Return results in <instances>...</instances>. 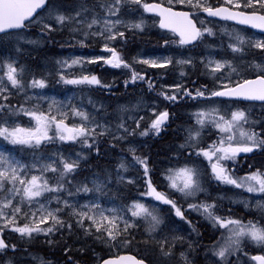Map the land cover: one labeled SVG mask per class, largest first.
Masks as SVG:
<instances>
[{"label": "rangeland", "instance_id": "rangeland-1", "mask_svg": "<svg viewBox=\"0 0 264 264\" xmlns=\"http://www.w3.org/2000/svg\"><path fill=\"white\" fill-rule=\"evenodd\" d=\"M148 1L149 0H140V3H135L134 0H122L121 3L116 4L115 0H109L103 7V12L98 11L96 16H88V14L92 12L89 10L90 8H85L82 11H70V7L67 9L65 8L66 12H62L61 15L66 17V15L69 14V16L66 17L67 19L64 21V23H62V26L66 25L67 21H70L68 20V17L76 16V24L79 27L84 26L79 31L80 33L83 32V34L81 33V38L74 36L71 40H64L65 43L72 45V50H61L58 54L54 53L51 55L50 52L44 48L46 43L42 44V41L35 43L37 38L40 40V37H42L43 32L40 31L46 28L45 25H49V29L52 28V25L47 24L48 22L45 21V19L46 15L50 17L54 16L55 14H50L46 12L47 10H45L39 17L36 18V20L28 24V28L33 26L38 29L39 32H35L27 28L28 30L22 33H12L9 43H13L15 47L22 49V54H11L12 52H6L5 49L0 51V65H7L9 63L13 64V66L18 70V79L21 82V87L13 88L10 82L7 81L6 76H4L7 68L4 67L2 70H0V76L3 77V84L7 88L6 91L0 92V99L4 101L5 96L7 98L13 96L14 98H19L25 102L19 107L22 110L36 111L38 113L43 112L45 114L54 115L57 118H62L63 114L66 116L65 121L67 123H72L73 127L86 125L89 129L95 130L93 135L87 137L88 141L95 140L99 136H106L107 133V136L114 135L113 137L118 139V141H122L125 151L121 154L124 162L123 170L122 168L120 169L122 173L119 171V173L116 175L118 181L113 183L112 189L117 191L123 187V184H125L124 188L126 189L128 184H134L137 186L139 191L137 196L130 198L128 201H123L118 195H110L109 192H107L106 182L100 175L90 174L87 176V179L82 182V189L87 187L90 189L88 192L76 190L78 192L76 193V191H74L75 194L70 192L71 195L69 192L68 194H63L61 190L59 192H45L41 197L36 198L31 204H29L27 201L21 203V197L16 196L13 199V204L20 207L24 205L26 211L23 213L27 214L25 216L22 213L20 216H18L16 219V225L23 226L25 223L31 225L34 220H38L40 213L37 212V209H39L40 204H44L47 210L55 211L57 208H63L62 211L57 213L58 218L62 222V227L61 224H57L53 227V222L49 220L47 224H43L41 227H53V231L51 233L47 235H45L43 232L33 233L30 237L22 236L20 233L12 231L11 226L4 228L2 231H0V237L3 240H8V242L6 244V249H0V264H67L66 262H71L73 259L69 258L68 253L71 252L72 249L77 250V242H73L68 247L65 246L61 250L62 254L59 255L60 257L58 260L57 257L54 256L57 255V251L53 252L54 255H51L52 250H48L44 257L40 255V259L44 260L42 262H36L37 260L32 258L34 256L32 253H29L27 246H16V243L31 245L32 242H40V248H42L43 245L48 247L54 245L53 247H55L56 244H54V241H56L57 238L59 239L62 237L64 231L68 229V226H70V228L79 229L86 235H89L90 232L95 233L99 236L98 238L95 237L97 238L96 243L98 245L100 243V237H103L108 243L109 255L116 254L118 256L119 253L122 252H131L123 249L124 247L122 244L127 245L126 241L128 242V238L130 237L135 239L138 231L137 229H141V232L143 230L145 236L148 237L147 243H149L152 248L154 246L156 250L171 256L169 257L171 259V264H200V259L203 264H256V262L252 259V254L260 253V255L264 256V245L257 244L250 238L245 237L241 240L238 248L233 245L232 249L226 252L225 257L220 258L215 253L219 252L220 248L225 245L227 237L230 235L227 229L220 227H216L215 230L208 232L209 235L214 239L208 242L207 246L203 245V247L200 248V245H198L195 238L196 235H199V231L189 220V216L194 217L197 215V217L202 216L205 218L207 217V214L203 213L202 209H193L190 207V205L199 206L201 204H210L211 197L208 198L206 196L211 195L206 194L204 197H202V190H200L197 191L195 195L186 197L182 193L170 188L169 181L165 179V177L169 174L170 169L175 172L180 168L190 167L196 169L197 179L199 180V186L201 187V182L203 180L200 178V172L202 169H204V171L207 172L208 179H211L213 187L216 188L213 197H217L218 199L222 200H231L243 207L251 206L256 208L257 205H259V207L260 204L264 205V193H251L246 190V187L238 188L233 184H228L217 180L215 175L211 174V164L212 162H217L216 158L213 157V160L209 161L203 155L197 154L201 149L208 150L214 144L219 146L221 137L226 135L222 134L218 128L215 127L214 123H212V119L216 118L217 115H223L225 118L230 119L231 113L237 110L244 111L246 114V122H241L242 129L248 133L255 132L257 134L258 140H264V105H260V107L256 104L235 105L234 103L232 105V102H229L228 100L209 96L211 95L212 91L219 90L222 84L232 85L241 79L253 76L250 73H255L254 75L259 73L264 74L261 71L264 69V56L259 58L260 51H263L264 55V48L255 46L258 43H264V34L261 35L254 32H249L243 27L233 25L231 23L223 24L217 21L209 20L202 14V8L190 6L187 3V0H184L183 3L180 2V0H159V2L171 5H176V3H178L179 6L193 11L194 17L197 19L202 28V35L200 41L195 46L187 48L180 43L177 37H172V34L170 35V33L159 29L157 26V18L152 15H148L144 9V5ZM213 1H218L220 4H226L232 7H234L235 3H240V9L252 11L257 10L264 13V9L260 8L258 4L255 8L244 7L243 5L246 3V0H233V4H228L226 0H203V3L207 6L213 7ZM110 9L115 14H110ZM78 13L79 15H77ZM93 19H97L98 23L89 28L88 25ZM105 21H111L115 24L112 32H104L103 35L94 34L103 32ZM135 24H140L141 27L135 28ZM59 30L60 28H56V32ZM129 30L134 32H132V36L133 34L135 37H137L136 35H139V37L145 36V38L148 40L147 44L143 45L141 48H138L136 45H134V47L137 48L135 49V55H131V60L136 64L142 65V68L146 71L153 68L157 70V78L155 79L158 80V82L156 85H152V88H149V83L152 78L150 76H148L150 78L149 80L140 75L143 77V79H137L135 82H133V71L131 72L132 65L130 63H126V61H124L122 58L120 52V49H123V46L120 44L122 36H120L119 33H123L124 35V33ZM216 32L219 33L217 34ZM86 34H90L88 38L92 36L90 41L88 40ZM112 34L116 35V39H107V37ZM238 37L242 38L244 42L241 43L240 40L237 39ZM59 42L62 43L63 41L60 40ZM97 42L99 44L95 46V43ZM106 45L107 47L114 49L120 56L121 60L128 64L129 67H124L123 65L121 67L107 66L105 60L111 56V52L105 50ZM245 45H249L250 48L246 49L244 47ZM232 46L237 47L240 50L233 51ZM248 53L257 55L248 57L250 58V60H247L249 65H246L244 69L238 68L247 64L245 59H247L246 55ZM57 59L61 61L57 65L50 62ZM74 60L78 61V63L73 64L72 62ZM143 60H155L158 63H165V61L170 62L167 63L165 67H151L148 64L142 63L141 61ZM31 61H34L31 65V69L35 68L37 71L32 70L24 74L23 72L27 70L24 64ZM180 61H185V63H180ZM216 62L225 63L226 66L220 72L212 73L211 69L215 66ZM228 65H231V67H228ZM95 68H98V71ZM233 69H235V71H233ZM40 70H43L42 76L34 78V74ZM204 70L205 73L207 72V76L205 75L204 77L210 78V86H207L206 83H201L195 87L193 84L187 82L191 73ZM129 71V76L123 81V90L120 92L121 94L118 93L114 96V101L119 99L122 100L124 97L129 99V94L133 95L134 92L136 93L138 89L137 86H141L142 84L148 85L145 86L147 89V100L145 101L146 103L144 102L146 105L142 104L141 107L137 108L138 110H135L134 108L133 112H126L127 115L132 114V116H130V120H126L124 127L116 130L111 124V120L107 118V115L105 114L106 111L110 109L113 111L115 110L110 107L108 110L104 111L109 103H106L108 98L103 96V94H100L99 96L97 103L98 105L94 106V109H89L91 115L94 114L91 116V119L84 122L80 120L82 119L80 116L73 114V109L79 112H83L84 109H87V105L83 102L84 97H82L81 94L82 89L85 90L86 87L95 88L97 86H103L104 84L100 79L101 75L103 78L108 79V83H111L115 79H119V76L126 75ZM172 71H174L173 73H175V76L173 80L170 81L168 80L169 78L167 74ZM30 72L32 74H30ZM136 73L138 72L136 71ZM28 75L29 77L25 83L24 80ZM85 75L96 76L100 81V84H67L64 82V79H80ZM62 76L64 79H61ZM69 76L71 78H68ZM51 77L55 78L54 82H50ZM40 79L43 81L44 87H33V81ZM198 90L205 91V96L196 97L195 94ZM88 91L91 92V90ZM186 92L191 93V95H186ZM161 93H164L167 96L175 95L176 99H166L165 95H161ZM151 95L152 97H150ZM86 97L92 101L94 99L88 95H86ZM134 99L135 95L132 96V98L130 96L131 101ZM176 109L178 114L185 116L184 119L188 121V131L186 132L185 136H181L179 134L180 141L183 142L187 138L189 141L190 131L194 132L198 130L202 132L199 133L198 136L200 140L199 142H203L205 144L198 145L196 143V146L199 148L196 154L201 158L199 160L200 164L202 165L200 166L198 164L196 166L191 162H187L185 159L181 160V157L179 158V156H182L183 158L184 156H193V158L196 156L191 155L193 152L191 149L185 148L186 145L181 144V146H178L176 143H171L165 148L167 150V156L165 158H168L170 163H164L165 174L161 177L158 176V183L154 184L151 181L152 176L150 175V172H147L145 177V168L139 164L137 160H135L134 155L135 153L142 151L143 148L148 145V141L151 140V137L157 138L159 136L160 132L157 134L155 130L150 129L151 122L156 118V116L164 111H168L170 114L168 117V123L166 125H162L160 130L162 134L166 133L168 131V124L177 119L175 116L178 114L173 112ZM213 109H216L217 113H214L213 117L207 118L204 126L201 127V125L197 123L196 114L199 112L208 113ZM27 116L32 118L29 115ZM142 117L143 119H141ZM137 122H139V127L137 126ZM0 126H6L10 128L19 126L25 129H30L36 127V121L33 119L31 122L26 124L17 117H13L11 120H4L2 123H0ZM145 130H149V134L141 135V133ZM48 135L52 137V139L49 140L52 144L59 145V138L56 134L54 124L50 127ZM235 137L236 139L233 141V146H244L246 144H250L246 138H243L239 135V131L235 132ZM82 141L83 138H78L76 141L69 142L70 145L68 148H71L69 151H65L64 155L57 153L55 154L52 151L42 153L38 156L41 160H39L37 164L32 163L31 158L25 157L24 153H20L18 151V149L21 148L19 146L22 145H13L3 137H0V151L4 152V154L9 156L10 159L19 162L20 165H24L26 176L28 179H30L32 175H41V172L37 170V166L52 164L55 161V164L58 166V168L62 167V164H60L61 158L68 162H75L78 166L82 161L84 154L87 152L85 148L80 146ZM43 142L45 141H42V143ZM193 142H196V140ZM258 153L259 154L257 155L259 158L263 157L264 147L260 146ZM237 158L221 160L219 161V164L225 168L226 173L229 176L240 180L241 178L251 175L249 174V171L245 172V174H239L235 171H232L233 166L226 165H229V163H235ZM259 172L264 173V163L261 164ZM44 177L49 180L50 185L55 186L56 183H51L50 176ZM143 177H145L144 180H142ZM149 181H151L153 187L158 192L164 193L168 199V194L171 193L173 195L180 196L182 200H186L184 202L188 205L186 209L190 211V214H188L189 216L185 214H183V218L177 216L176 208H173L171 204H165L159 200H156L154 196L148 195ZM98 185L99 190H97ZM9 187H11V185L5 184V190L3 193L5 196L8 195L6 190ZM65 202H67V207L65 206ZM136 202L144 204L149 208V210H154V214L161 219L162 223L159 224L154 231L148 230L149 222L151 220L150 217L144 218L131 216L129 208L133 203ZM86 205L88 207H85ZM93 205L98 207L93 208ZM89 208H92V211L89 214L95 215L97 217L98 223H101L99 213L103 212L104 215L109 216V218H111L113 215H117L118 217L127 219L133 224V227L129 228L127 232H124L123 220L118 219L116 224L117 228L121 230V235L118 236L115 241L110 240L105 231L102 230L97 232L96 226L93 225L90 220L85 218L83 220V225H81V218L75 213L80 211H88ZM177 208L180 209V207ZM162 209H164L165 212H162ZM5 211L8 212L10 217L11 209H6ZM33 212H37L36 217H33ZM43 214L46 215L47 212H44ZM249 221L264 227L261 225L262 223H258V221L253 218H247L242 222L247 224ZM4 223L5 219H0V226H3ZM103 223L104 225L110 227V225H107V222ZM8 252L14 253L13 258H11V254ZM104 254L105 253H103L102 250L93 247L86 256L88 257V261H74L72 264H78V262L79 264H99L103 260L102 258L108 256L107 254ZM181 254H183V256ZM74 256L76 255L71 257ZM6 257L10 258L8 259ZM160 258L161 261L154 259L156 261L155 264H169L167 257Z\"/></svg>", "mask_w": 264, "mask_h": 264}, {"label": "snow or ice", "instance_id": "snow-or-ice-1", "mask_svg": "<svg viewBox=\"0 0 264 264\" xmlns=\"http://www.w3.org/2000/svg\"><path fill=\"white\" fill-rule=\"evenodd\" d=\"M116 4L122 2V0H115ZM135 3H140V0H134ZM184 2V0H180ZM228 4H233V0H226ZM47 0H0V32H6L11 29H18L24 26L25 21H28L33 17V14L40 9L42 6L46 5ZM187 3L192 7L202 8L203 11L207 12L210 16H221L224 19L237 20L241 24H251L253 27L264 29V15H256L253 12L251 15H248L242 11H231L227 7L213 8L207 6L203 3V0H187ZM259 5L260 8L264 9V0H246L244 7L255 8L256 5ZM234 7L239 9L241 7L240 3H235ZM144 8L146 11H156L159 10L161 16L160 27L168 28L171 27L174 32H178L180 35V43L187 44L196 40L202 35L199 29L193 24L192 20L189 19L187 13H175L171 9L160 8L159 5H148L145 4ZM110 14H115L109 10ZM79 15V13L77 14ZM67 18L64 15H57L56 20L59 23H64ZM98 20L93 19L88 25L91 28L93 25L97 24ZM118 23V21H117ZM176 25V26H173ZM46 28H49V25H45ZM115 27V24L111 21H105L103 26V32L94 33L98 35H103L104 32L111 33L112 29ZM135 28H140V24H135ZM211 34V33H209ZM120 36H123V33H119ZM107 39H116V35L112 34L107 37ZM243 43L242 38H237ZM231 46V45H230ZM256 47L264 48V43H258ZM233 47V51H239L237 47ZM105 50L111 52V58L106 59L105 63L110 64L112 67H129L128 64L124 63L118 53L112 49L105 46ZM94 62V61H90ZM144 64H148L151 67H165L170 61H165V63H158L155 60H143L141 61ZM73 64L78 63V61H73ZM180 63H185V61H180ZM211 63V62H210ZM225 63L216 62L215 66L211 69L212 73H218L225 68ZM4 67L7 68V71L4 73L7 81L10 82L13 88L21 87V82L18 79V70L13 64L9 63L7 65H0V70ZM231 67V65H228ZM259 67V66H258ZM235 71V69H233ZM264 73V69L261 70ZM61 79H64L62 76ZM137 79H143L142 76H139L136 72H133L132 81L135 82ZM64 82L67 84H100V81L96 76H83L80 79H64ZM33 87H44V83L41 80H34L32 83ZM179 87V86H178ZM149 88H152V84L149 83ZM222 90H216L211 92L212 97H231V98H242L247 100H260L264 101V74L258 75L255 79H243L241 82H238L234 85L222 84ZM7 88L3 84V77L0 76V92L6 91ZM161 95H165L161 93ZM186 95H191L187 93ZM196 97L205 96V91L198 90L196 92ZM166 99L175 100L176 96H167ZM195 98V97H194ZM4 99H7L5 96ZM217 113L216 109H213L211 112H199L196 114L197 123L204 126L206 119L213 117V114ZM25 114L29 115L36 121V127L25 129L22 127H6L0 126V137L8 140L11 144L16 145H28L29 147L39 146L42 141L50 140L52 137L48 135L50 127L54 124L56 134L61 141H76L78 138H83V143L87 144V137L93 135L94 129H89L86 125H81L79 127H69L65 123L66 116L62 114V118H57L54 115L45 114L43 112L36 111H27ZM73 114L80 116L83 120L87 121L89 117L83 112H79L73 109ZM168 112H161L156 118L151 122L150 129L155 130L158 134L161 130V126L168 119ZM143 119V117L141 118ZM241 122H246V114L244 111L237 110L231 113L230 119L225 118L223 115H217L216 118L212 119L215 127L222 134H226L221 137L219 141V146L215 144L211 146L208 150L201 149L198 152V155H203L209 161L213 160V157L216 158V163H212V171L217 180L222 182L233 184L236 187H246V190L251 193H264V173L259 171L252 173L240 180L234 179L226 173L225 168L219 164L221 160H227L234 158L239 152H251L254 147L264 146V140H258L257 134L255 132L248 133L242 129ZM139 127V122H137ZM239 131V135L243 138H246L250 144L244 146H233V141L236 139L235 132ZM149 130H145L141 135H148ZM199 136V131L189 132V140H196ZM226 145V146H225ZM220 154V155H218ZM136 160L139 164L145 166V174H147L148 169L146 166V160H142L139 157H136ZM60 164L63 166V170L60 171L58 166H56L55 161L52 164L43 165L40 169L41 173L51 171L59 172V178L56 181L55 186L50 185V182L47 178L41 174L40 176L32 175L30 179L27 178L25 172V166L20 165L19 162L10 159L9 156H6L4 152L0 151V219H5L3 226H0V231L4 228L11 226V230L17 233H20L22 236H31L33 233L43 232L45 235L53 231V227L57 224H61V220L58 218L57 213L62 211V209L57 208L55 211L47 210L44 204H40L37 212L40 213L39 219L34 220L30 225L25 223L23 226L16 225V219L23 213V210L20 206L13 204V199L16 196L21 197V203L27 201L31 204L36 198H39L45 192H59L63 188L62 181L64 180L66 174L71 173L77 164L75 162H68L65 159L61 158ZM169 181V187L182 193L184 196H193L197 191H200L199 180L197 179V171L194 168L183 167L175 172L171 169L169 174L165 177ZM255 182V183H252ZM5 184L11 185L7 188L8 195L5 196ZM258 185V187H257ZM82 190L84 192L90 191L89 188L84 187ZM99 190V185L97 186ZM148 195L154 196L156 200H159L165 204H171L173 208H176V203L173 200L167 198V196L158 192L152 185L151 181L148 182ZM67 207V202H65ZM85 207H88L87 205ZM98 207L96 205L92 206ZM195 210H203V213L207 214V218L214 220L216 225H219L220 228H225L230 233L227 237L226 243L223 247L220 248L219 252L215 253L220 258H224L226 252L232 249V246L235 245L237 248L240 245V242L243 238L248 237L257 244L264 245V227L259 226L258 224L249 221L247 224L243 223L240 220L236 219H224L218 216H215L212 212L214 205L211 204H201L190 205ZM6 209H11V216L9 217ZM92 208H89L88 211H80L75 213L80 219L81 225H83V220L86 218L90 220L93 225L96 226V231H105L110 240L115 241L118 236L121 235V230L117 228V220L122 219L124 223V232L131 227L133 224L130 223L127 219L113 215L111 218L104 215L103 212L99 213L101 223L97 222V217L95 215H90ZM132 217H150L149 222V231H154L155 228L162 223L161 219L154 214V210H149L142 203H133L129 208ZM37 212H33V217L37 216ZM47 212L46 215L43 213ZM25 216L26 213H23ZM176 215L183 218V214L179 208H176ZM53 222V227L43 228L41 225L47 224L48 221ZM103 222H107V225H104ZM127 243V241H126ZM4 240L0 238V249L6 248ZM183 256V254H181ZM253 260L257 261L258 264H264V256H253ZM127 261L128 264H142V261L136 260L132 256H121L116 259L106 260L104 264H124Z\"/></svg>", "mask_w": 264, "mask_h": 264}, {"label": "trees", "instance_id": "trees-1", "mask_svg": "<svg viewBox=\"0 0 264 264\" xmlns=\"http://www.w3.org/2000/svg\"><path fill=\"white\" fill-rule=\"evenodd\" d=\"M74 1L75 0H49V5L46 9L47 10L46 12H48L50 14H55V15L50 16V17L46 15L45 20L47 22H49L47 24L52 25V28L42 29L40 32H43V35H42V37H40V40L37 38L35 43H38L40 41H42V44L46 43L44 48L47 51L50 50L49 52H51L52 50L57 51V52H59L61 50L62 51L72 50V45L65 43L64 40H66L67 38H68V40H71L75 36V34L76 35L78 34L76 37L80 36L79 38H81L82 35L79 31L84 26L78 27V25L76 24V18H75L76 16L75 17H68L69 18L68 20H70V21H67V24L62 26V24L56 20V16L61 15L62 12H66L65 8L67 9V6H68V8L69 7L71 8L70 11H73L75 8L79 11H82L83 8H90L89 10L92 12L89 13L88 16L89 15L96 16V13H98V11L103 12V10H104L103 7L106 5V2H108L109 0H76L75 2ZM77 1H80V2H77ZM156 1H159V0H156ZM164 1H167V0H164ZM213 2H214L213 5L220 4V2H218V1H213ZM64 3H66V6ZM83 4L86 7L83 6ZM86 4L88 5V7ZM169 5H171V4H169ZM172 6H175L177 8H184L182 6H179L178 3H176V5H172ZM74 13H76V12H74ZM67 16H69V14L66 15V17ZM49 20H51V21H49ZM56 28H60V30L56 32ZM28 29L33 30L35 32H39V30L33 26H30ZM132 32L129 30L126 33H124V35L122 36V40L120 43L123 46V49H120L122 58L124 61H126V63H130L132 65L131 72L137 71L138 72L137 74L139 76L142 75L149 80H150V78L148 76L152 77L150 80V83H152V85H156V83L158 82V80L155 79V78H157L156 77V74H157L156 71L157 70L153 68V69H148L146 71L142 68V65L136 64L131 60V55L135 54V49L137 47L138 48L143 47V45H146L147 41H148L145 38V36L139 37V35H136L137 37H135L134 34L132 36ZM216 33L218 34L219 32H216ZM90 34H86L87 38ZM172 37H174V36H172ZM10 38H11L10 34H4V35L0 36V51H3V49H5L6 52H12L11 54H22L23 53L22 49L15 47V45L13 43H9ZM59 39L63 42L60 43ZM88 39L90 41L91 37H89ZM135 41H138V42H135ZM98 44H99L98 42L95 43L96 46ZM134 45H136L137 47H134ZM244 47L246 49L250 48L249 45H245ZM250 51H253V50H250ZM255 55H257V54L248 53L246 55V57H247V59H246L247 64L246 65H249L247 60H250V58H248V57H252ZM262 56H264L263 51H260V57H262ZM33 62L34 61L26 62L24 64L25 67L27 68V70H25L23 72L24 74H26L28 71H32V70L37 71V70H35V68L31 69V65L33 64ZM50 62L57 65L61 61L59 59H57L55 61H50ZM246 65L242 66V67H238V68L244 69L246 67ZM95 69L98 71V68H95ZM42 72H43V70H40L39 72L34 74V78L41 77ZM173 72L174 71L167 74V76L169 78L168 80H170V81H172L174 76H175V73H173ZM143 73H144V75H143ZM30 74H32V73L30 72ZM128 74H130V71L127 72L126 75L119 76V79H115L111 83L110 82L108 83V79L103 78L101 75V77L100 76L99 77L104 84L103 86H99V87L97 86L95 88H87L86 87L85 90L82 89L81 94H82V97H84L83 102L87 105V107H86L87 109H84L83 113L87 114L89 119H91V116H93L94 114L91 115V113L89 112V109H94V106L98 105L97 101H98L100 94H103V96H106L108 98L106 103H108V101H110V100L113 101L114 96L116 94L120 93V90H122V88L124 86L123 81H124V79H126L129 76ZM250 74L254 75L255 73H250ZM205 75L207 76V72L205 73V70L200 71V72L198 71L197 73L195 72L194 76H197V77L204 79L205 82L202 81V82H198V83H192L193 86L196 87L198 84H201V83H206L207 86H210V78L204 77ZM28 77H29V75L24 80L25 83H26V80ZM68 78H71V77L69 76ZM54 81H55V78L51 77L50 82H54ZM145 86H148V85L142 84L141 86H139V85L137 86L138 89H137L136 93H139V94H138V97H136V99L138 98L137 99L138 102L135 101L136 99L131 101L130 97H129V99H127L126 102L123 101V102L119 103L120 107L118 105V109H120L121 111H119L118 114L115 113V111H113L111 109L108 110L111 105L110 106L108 105L107 108L104 109V111L108 110V111H106L105 114L107 115V118L111 120V124L115 127L116 130L124 127L127 119L130 120V116H132V115H127L126 112H128V113L131 112L132 105H134L133 106L134 108H135V106H137L136 108H138L139 106L141 107V105L144 104L143 102H145L147 100L146 99L147 89L145 88ZM88 90H91V92H89ZM96 91H98L99 93ZM87 94L90 97H92V96L94 97L93 101L89 100L86 97ZM134 95L136 96L135 92L133 93V95L129 94V96H131V98ZM140 96H142V99L143 98L144 99L141 100ZM150 97H152V95ZM140 101H141V105H139ZM0 102H2V103H0V123H2L4 120H11V119H13V117H17L18 119L22 120V122H24L26 124L31 122V120H33L32 118H29L25 114V110H22L19 108L23 103H25L24 101L20 100L19 98H14L13 96H10L9 98L5 99L4 101L0 99ZM231 102L235 103V105L236 104H238V105L254 104V103H242V102L238 103V102H234V101H231ZM122 103H123V105H122ZM124 104H125V106H124ZM124 107H125V109H123ZM133 107H132V111L134 109ZM122 110H124V111H122ZM88 112H89V114H88ZM121 112H123L124 114ZM173 112L178 114L177 109ZM175 117L177 119H175V121H173L172 123L170 122L168 124V126H167L168 131L166 133L162 134V132L160 131L159 136L157 138L151 137V140H149L148 145L146 147H144L142 151H139V152L135 153V155H134L135 160H136V157H139L142 160H146V166H147L148 172H150V175L152 176L151 181L154 184L158 183V180H157L158 176L161 177L165 174L164 165L166 163H170L169 162L170 160L168 158H165L167 156V150L165 148L167 145H169L171 143H176V144H178V146H181V144L186 145L185 148L192 150L193 154H191V155L196 156L194 158H193V156H186V157L184 156V158L182 156H179V158L181 157V160L185 159L187 162H191V163H193V165H196V166L198 164L200 166L202 165V164H200V160H199L201 158L198 157L196 154L198 152V149H199L198 146H196V145L197 144L198 145L199 144H205V143L199 142L200 141L199 137H197L196 142H193L192 140L188 141V138L183 142L180 141L179 134L181 136H185L186 132L188 131V121L186 119H184L185 116H183L181 114H178ZM80 120L86 122L83 119H80ZM199 133H202V132L199 131ZM108 136L107 135L101 136V137L99 136L95 140L88 141L87 144L83 143V141L81 142L80 146L85 148L87 150V152L84 154V157H83L82 161L79 163V165L77 166V168H75L71 173L66 174L64 180L62 181L63 188L61 189V192L63 194H68V192L70 195H71V193L75 194L74 191H76L80 188L82 189V186H83L82 182L87 179L88 175L98 174L106 182V186H107L106 189L110 195H112V194L118 195L123 201H128L130 198L137 196L139 191L137 189V186H135L134 184H128L126 189L124 188L125 184H123V187L117 191L112 189L113 183L115 181H118L116 175L119 173L121 168L123 170V166H124L123 163L124 162H123V159L121 157L122 156L121 154L125 151V149H124V145H123L122 141H118V139L113 137L114 135H110L109 138H108ZM58 142H59V145H54L49 140H46L45 142L41 143L39 146H34V147H29L28 145H22L23 147L19 146L21 148H19L18 151L20 153H24L25 157L31 158L32 163L37 164L39 162V160H41L38 156L44 152H51L52 151L55 154L57 153L60 155H64L65 151H69V149L71 148V147L68 148L70 145L69 142H61L60 140ZM262 147H264V146H262ZM60 149H63V150H60ZM258 152H259V147L253 153L236 155L234 158H237V157L238 158L235 161V163H232V164L229 163V165L228 164H226V165L227 166H230V165L233 166L234 168L232 167V171H235L239 174H245V172H247V171H249V174L260 171V166H261V164L264 163V156L259 158L257 155V154H259ZM42 166L43 165L37 166V170L40 171ZM142 166L145 168L144 165H142ZM59 169H60V171H62L63 166L60 167ZM200 173H201L200 178L203 180L201 182V187H200L202 190L201 195H202V197H204L206 194L211 195V196H206V197H208V198L211 197L210 198V200H211L210 204L214 205L212 212L215 216H218L221 218H226V219H237V220H241V221L246 220L247 218H253L256 221H258V223H260V224L262 223L261 225L264 226V205L260 204V207H259V205H257L256 208H253L251 206L243 207L240 204L235 203L234 201L222 200V199H218L217 197H213L214 192L216 191V188L213 187V184L211 183V179H208L207 172H205L204 169H202ZM41 174H43L44 176H50L52 184L56 183L57 179L59 178V172L54 173L51 171H47V172H44ZM145 177H146V174H145ZM145 177H143L142 180H144ZM142 180H140V181H142ZM77 192L78 191H76V193ZM168 197L170 200H173L176 203V208L180 207L182 214L189 216L188 214H190V211L188 209H186L188 207V205L184 202L186 200H182V198L180 196L173 195L171 193L168 194ZM21 207H22L23 212H25L26 211L25 206L23 205ZM166 207H168V206H166ZM162 212H165V210L162 209ZM229 215H230V217H229ZM236 217H239L240 219L236 218ZM189 220L194 224V226L199 231V235H198L199 237L196 235L195 238H196V242L198 243V245H200V248H202L203 245L207 246L208 242H210L214 239V238H212V236L209 235L208 232L215 230L216 227H219V225H216L214 220H210L207 217L204 218L202 216L197 217V215H195L194 217L189 216ZM95 237L98 238L99 236L96 235L95 233H90L89 235H86L83 232H81L79 229L70 228V226H68V229H66L64 231L62 237L59 239L57 238V240L54 241V244H56L55 247H53L54 245H51L49 247L48 246H42L43 249H41L40 248V246H41L40 242H32L31 245L16 243V246L17 247H21L22 245L27 246L29 253H32V255L34 256L32 258H35L37 260V262H42L44 260L40 259V255H42L44 257V255L47 254L48 250H52L51 255H54L53 252L57 251V255H54V256L57 257V260H58L60 257L59 255L62 254L61 250L65 246L68 247L73 242H77L76 243L77 250L72 249V251L68 253L69 258H71L73 260L71 262H66V263L72 264V263H74V261H79V262L80 261H88V257H86V256L89 254L90 249L93 247H96L99 250H102L103 253L109 255L108 254L109 253L108 243L105 241V239L103 237H100V239H99L100 243L98 245L96 243L97 238H95ZM14 241H16V240H14ZM147 241H148V237L145 236L143 230L141 232V229H138L136 238L135 239L132 237L128 238V242L126 243L127 245L122 244V246L124 247L123 249L131 251L132 253L139 256L140 258H143L146 261H148L150 264L156 263V261L154 259H158L161 261L160 257H167L169 264H171V259L169 258V257H171L170 255L156 250L154 246L152 248V246L149 243H147ZM6 242H8V240H6ZM9 254H11L10 256H11V258H13L14 253H9ZM73 255H76V256L71 257ZM6 258L9 259L10 257H6ZM61 258H65V257H61ZM199 263L203 264L201 259H200Z\"/></svg>", "mask_w": 264, "mask_h": 264}, {"label": "water", "instance_id": "water-1", "mask_svg": "<svg viewBox=\"0 0 264 264\" xmlns=\"http://www.w3.org/2000/svg\"><path fill=\"white\" fill-rule=\"evenodd\" d=\"M46 5H47V3H46ZM46 5L42 6L40 9H37V11L33 14V17H34L39 11H41ZM148 5H159L160 8L171 9V11H172V12H175V13H181V12H183V13H187L188 16H189V19H191L192 22H193V24L196 26V28L199 29V27L197 26V23H196L195 20L191 17L190 12L187 11V10L175 9V8H173V7L167 6V5H165V4L161 3V2H158V1H152V2L148 3ZM220 7H227V8H229L231 11H242V10H238V9H232V8L226 6V5H220V6H216V7H213V8L215 9V8H220ZM149 12L156 13V14L159 15L158 25H159V27H160L161 16H160V14H159V10L157 9L156 11H149ZM242 12H244V13H246V14H248V15H251V14L253 13V12H249V11H242ZM203 13L206 14V15H207L208 17H210V18H216V19H219V20H227V21H230V22H232V23H235V24H238V25H242V26L248 27L249 29H252V30H254V31H256V32L264 33V29L253 27L251 24H241V23H239L237 20L224 19V18H222L221 16H210V15H208V13L205 12V11H203ZM255 14H256V15H264L263 13H260V12H255ZM33 17H32V18H33ZM32 18H30L29 20H31ZM29 20H28V21H29ZM28 21H25V23L28 22ZM24 25H25V24H24ZM173 26H176V25H173ZM23 27H24V26H23ZM21 28H22V27H21ZM21 28H18V29H21ZM160 28H161V27H160ZM161 29H163V30H170V31L174 32V31L172 30L171 27H168V28H161ZM11 30H17V29H11ZM11 30H8V31H11ZM6 32H7V31H6ZM0 33H4V32H0ZM174 33L180 38V35H179L178 32H174ZM198 38H199V37H198ZM198 38H197L196 40L192 41L191 43H187V45H192V44H194L195 42H197ZM110 58H111V57H110ZM109 65H110V64H109ZM256 77H257V76H255V77H251V78H248V79H255ZM220 90H222V89H220ZM222 98H231V97H222ZM235 99L244 100V101H260V100H247V99H242V98H235ZM260 102H264V101H260ZM167 120H168V119H167ZM167 120L165 121V123L167 122ZM65 123H66V122H65ZM66 124H67V123H66ZM67 125H68V124H67ZM68 126H69V125H68ZM69 127H71V126H69ZM254 150H255V147L253 148V151H254ZM251 152H252V151H251ZM239 153H249V152H239ZM212 172H213V171H212ZM0 238H1V237H0ZM121 256H125V257H126V256H132V257H135L136 260H138V261H142V264H148L147 261H145L144 259H140V258H138L136 255H134V254H132V253H121V254H119L118 256L107 257L106 259H104V260L101 262V264H104V262H105L106 260L116 259V258L121 257ZM253 256H262V255H260V254H254ZM253 256H252V257H253ZM256 262H257V261H256ZM124 264H128V262L125 261ZM257 264H258V262H257Z\"/></svg>", "mask_w": 264, "mask_h": 264}, {"label": "bare ground", "instance_id": "bare-ground-1", "mask_svg": "<svg viewBox=\"0 0 264 264\" xmlns=\"http://www.w3.org/2000/svg\"><path fill=\"white\" fill-rule=\"evenodd\" d=\"M75 1H76V0H75ZM75 1H74V2H75ZM62 2H63V1H62ZM77 2H80V1H77ZM64 4H65V6H66V3H64ZM77 4H78V3H77ZM60 5H61V4H60ZM86 5H87V4H86ZM75 6H76V5H75ZM80 6H81V5H80ZM83 6H85V5L83 4ZM63 7H64V6H63ZM85 7H86V6H85ZM87 7H88V5H87ZM67 8H68V6H67ZM78 8H79V7H78ZM79 9H80V8H79ZM83 9H85V8H83ZM68 10H69V9H68ZM74 10H77V9L75 8ZM86 13H87V12H86ZM72 14H73V13H72ZM83 14H84V13H83ZM85 15H86V14H85ZM96 15H97V13H96ZM89 16H90V15H89ZM43 17H44V16H43ZM88 18H89V17H88ZM48 19H49V18H48ZM73 19H74V18H73ZM76 19H77V18H76ZM78 19H79V18H78ZM45 21H46V20H45ZM45 21H44V22H45ZM49 21H51V20H49ZM52 22H53V21H52ZM45 23H46V22H45ZM48 23H49V22H48ZM100 23H102V22H100ZM70 24H71V23H70ZM79 24H80V23H79ZM150 24H151V23H150ZM74 27H75V26H74ZM78 27H79V26H78ZM81 27H82V26H81ZM92 27H93V26H92ZM81 29H82V28H81ZM72 31H73V30H72ZM74 32H75V31H74ZM81 33L83 34V32H81ZM66 34H67V33H66ZM77 35H78V34H77ZM77 35L75 34V37H76ZM66 36H67V35H66ZM73 36H74V35H73ZM89 36H90V35H89ZM67 37H68V36H67ZM79 37H80V36H79ZM79 37H78V38H79ZM91 37H92V36H91ZM100 38H101V36H100ZM67 39H68V38H67ZM85 39H86V38H85ZM78 40H79V39H78ZM80 40H81V39H80ZM88 40H89V39H88ZM100 40H101V39H100ZM103 40H104V39H103ZM74 41H75V40H74ZM74 41H73V42H74ZM96 41H97V40H96ZM96 41H95V42H96ZM98 42H99V41H98ZM87 44H88V43H87ZM169 45H170V44H169ZM24 46H25V45H24ZM33 46H34V45H33ZM33 46H32V47H33ZM92 46H93V45H92ZM95 46H96V45H95ZM34 47H35V46H34ZM93 47H94V46H93ZM171 47H172V46H171ZM35 48H36V47H35ZM32 49H33V48H32ZM36 49H37V48H36ZM52 49H53V48H52ZM25 50H26V49H25ZM38 50H39V49H38ZM48 50H49V49H48ZM55 50H56V49H55ZM59 50H60V49H59ZM59 50H58V51H59ZM28 51H29V50H28ZM35 51H37V50H35ZM40 51H41V50H40ZM40 51H39V53H40ZM49 51H50V50H49ZM49 51H48V52H49ZM36 53H37V52H36ZM41 53H43V52H41ZM54 53H55V54H58L59 52H57V51H53V50H52V51L50 52V55H51V54H54ZM201 53H202V52H201ZM39 55H40V54H39ZM39 55H38V56H39ZM42 55H43V54H42ZM245 61H246V59H245ZM203 62H204V61H203ZM245 65H246V64H245ZM122 90H123V88H122ZM122 90H120V92H121ZM96 92H98V91H96ZM96 92H95V93H96ZM125 92H126V91H125ZM98 93H99V92H98ZM120 94H121V93H120ZM135 94H136V96H135V99H136V97H138V94H139V93H135ZM87 95H88V94H87ZM96 95H97V94H96ZM127 95H128V93H127ZM130 95H131V94H130ZM83 96H84V95H83ZM118 96H121V95H118ZM79 97H80V95H79ZM92 97H93V96H92ZM129 97H130V96H129ZM81 98H82V97H81ZM93 98H94V97H93ZM115 98H116V97H115ZM140 98H141V100L144 99V98L142 99V96H140ZM95 99H96V98H95ZM98 99H99V98H98ZM110 99H111V98H110ZM127 99H128L127 97H124L122 100L119 99V100H117V101H114V100L112 99L113 101H111V100L108 101V103H109L108 105H109V106L111 105L110 107L113 108V109L115 110V113L118 114L119 111H121L120 109H118V105H119V107H120V104H119V103H121V102H123V101L126 102ZM137 99H138V98H137ZM137 99H136L135 101L138 102ZM96 100H97V99H96ZM96 100H95V101H96ZM100 100H101V99H100ZM100 100H99V101H100ZM107 100H108V99H107ZM139 100H140V99H139ZM97 102H98V101H97ZM99 103H100V102H99ZM130 103H131V102H130ZM130 103H129V104H130ZM134 103H135V102H134ZM134 103H133V104H134ZM143 103H144V102H143ZM145 103H146V102H145ZM145 103H144V104H145ZM127 104H128V103H127ZM131 104H132V103H131ZM108 105H107V106H108ZM122 105H123V103H122ZM135 105H136V104H135ZM139 105H141V101H140ZM145 105H146V104H145ZM124 106H125V104H124ZM133 106H134V105H132V107H133ZM105 107H106V106H105ZM122 107H123V106H122ZM127 107H128V106H127ZM132 107H131V112H133V111H132ZM136 107H137V106H135V110H138ZM139 107H140V106H139ZM139 107H138V108H139ZM133 108H134V107H133ZM123 109H125V107H124ZM133 110H134V109H133ZM122 111H124V110H122ZM129 111H130V110H129ZM190 111H191V110H190ZM183 112H184V111H183ZM121 113H123V112H121ZM137 113H138V111H137ZM123 114H124V113H123ZM130 114H131V113H130ZM182 114H183V113H182ZM186 114H187V113H186ZM186 114H184V115H186ZM131 115H132V114H131ZM190 115H191V113H190ZM121 116H122V115H121ZM192 116H193V115H192ZM124 117H125V116H124ZM118 118H119V117H118ZM190 119H191V118H190ZM107 134H108V133H107ZM107 134H106V135H107ZM110 134H112V133H110ZM108 138H109V137H108ZM255 148H258V147H255ZM64 207H65V206H64ZM62 209H63V208H62ZM64 214H65V213H64ZM66 219H67V218H66ZM66 222H67V221H66ZM69 222H70V221H69ZM61 227H62V226H61ZM59 228H60V227H59ZM57 230H58V229H57ZM137 230H138V229H137ZM90 233H91V232H90ZM61 234H62V233H61ZM79 235H80V234H79ZM135 238H136V237H135ZM70 239H71V238H70ZM71 240H72V239H71ZM67 242H68V241H67ZM79 242H80V241H79ZM82 242H83V241H82ZM61 243H62V242H61ZM44 244H45V242H44ZM43 246H44V245H43ZM45 246H46V245H45ZM31 248H32V247H31ZM46 248H47V247H46ZM37 249H38V248H37ZM41 249H43V247H42ZM30 250H31V249H30ZM33 251H34V250H33ZM193 258H194V257H193ZM31 259H32V258H31ZM33 261H34V260H33ZM35 261H36V260H35ZM36 262H37V261H36Z\"/></svg>", "mask_w": 264, "mask_h": 264}, {"label": "flooded vegetation", "instance_id": "flooded-vegetation-1", "mask_svg": "<svg viewBox=\"0 0 264 264\" xmlns=\"http://www.w3.org/2000/svg\"><path fill=\"white\" fill-rule=\"evenodd\" d=\"M136 53V52H135ZM135 55V54H134ZM259 58H260V54H259ZM198 72V71H197ZM196 72V73H197ZM195 75V72L191 73L190 76L188 77V83H198V82H205L204 79L200 78V77H197V76H194ZM192 97V96H191ZM190 97V98H191ZM258 106L260 107V102L258 103ZM149 142V141H148ZM147 146V145H146Z\"/></svg>", "mask_w": 264, "mask_h": 264}]
</instances>
